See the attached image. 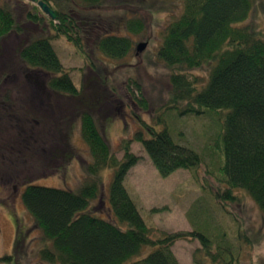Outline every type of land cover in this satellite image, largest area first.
I'll use <instances>...</instances> for the list:
<instances>
[{"label":"trees","instance_id":"1","mask_svg":"<svg viewBox=\"0 0 264 264\" xmlns=\"http://www.w3.org/2000/svg\"><path fill=\"white\" fill-rule=\"evenodd\" d=\"M24 1L28 4V9L24 10L25 19L40 26L42 33L20 43L18 58L33 73L45 75L47 93L60 96L47 100L53 118L45 116L44 111L29 107L30 116H41L43 121L40 125L34 122L32 126L28 125L27 138L32 141L42 138L38 145L42 142L48 145L49 134L55 130L54 124L57 137L60 135L61 142H64L66 133L62 128L69 119L66 115L71 113L72 103L69 101L74 98L81 103L82 89L65 70L53 39L65 36L95 67L97 59L91 56V47L110 62L125 60L134 50L131 35H140L146 29L147 24L138 13L142 1L38 0L53 10L55 18L42 11L38 4ZM164 1L180 3L182 7L179 14H170L162 27L157 51L158 58L171 71L169 96L156 108L152 122L136 117L139 127L132 138L121 141V159L112 151L93 112L84 110L81 113V135L91 157L84 166L86 177L81 186L71 191L29 181L22 190V202L44 242L39 251L40 262L34 264H180L173 251L179 240L200 242L201 247L194 252V264H246L236 253L228 234L219 228L212 230L209 223L176 232H166L147 224L124 185L128 171L140 159L131 151V143L137 141L143 145L162 177L178 169H189L198 178L197 171L205 164L203 176L208 185L201 184V187L207 189L223 208L237 202L238 192L242 190L264 215V32L253 29L254 25L244 24L251 13L253 0ZM112 7H123L124 14H134L126 16L128 34L120 35L109 30V22H105L102 13H109ZM11 33L22 34L24 28L15 8L3 3L0 4V40ZM3 66V72H6L7 65ZM203 67H208V79L187 75L189 71ZM3 72L0 88L5 79ZM33 83L39 84L37 81ZM36 84L32 85L35 91L41 88ZM127 86L141 91L136 81L130 80ZM0 93L2 102L14 103L12 88L5 87ZM58 100L61 101L56 106L62 114L55 107ZM99 100L102 102V98ZM138 103L148 109L143 97ZM216 111L226 112L216 115ZM1 112L0 120L3 117ZM192 115H206L218 127L220 133L209 145V154L215 157L219 153V161H224L218 167L217 176L210 169L213 162L207 165L199 152L178 143L172 136V120ZM47 132L48 135H44ZM64 146L67 148L66 144ZM61 149L50 151L52 159L60 155L61 163L56 167H63L67 158ZM105 169L113 170L108 189L110 217L92 214L95 211L92 202L99 197L101 172ZM236 236L240 241L249 240L241 224ZM146 247L153 248V251L143 257ZM11 259L12 256H4L0 260Z\"/></svg>","mask_w":264,"mask_h":264},{"label":"rangeland","instance_id":"2","mask_svg":"<svg viewBox=\"0 0 264 264\" xmlns=\"http://www.w3.org/2000/svg\"><path fill=\"white\" fill-rule=\"evenodd\" d=\"M141 1L143 7L138 8V13L146 22V29L140 35H131L134 50L125 60L110 62L103 58L96 48L91 47L89 52L97 59L95 67L65 36L60 35L53 39V45L65 70L71 73L73 82L82 89V102L69 97V103H72L71 113L66 115L69 119L67 125L62 128L66 133L65 141L61 142L60 135L57 137V129L53 124L55 130L49 134L48 145L42 142L43 145L39 146L38 143L43 139L32 141L27 138V132L28 125L32 126V122L40 125L43 118H32L28 109L36 108L47 113H44L45 116L53 118L54 115L48 110L47 100L59 99L60 96L54 97L52 93H47L45 75L33 73L18 58L17 48L20 43L32 35L42 33L40 26L25 19L24 10L28 9V4L24 0H0V4L8 3L15 8L18 20L24 28V33H11L0 40V75L4 70L3 65L8 68L3 72L5 79L1 83L0 91L3 92L5 87L12 88L15 95L14 103L9 101L11 105L9 102H2L0 98L3 116L0 120V259L12 256L9 261L0 260V264L40 262L39 251L44 242L40 230L22 202V190L29 181L71 191L81 186L86 177L84 166L91 160L89 148L81 135L80 115L84 110L93 112L112 151L121 159V141L123 138H132L134 131L139 127L136 117L152 122L156 108L167 100L171 71L158 58L157 51L162 27L170 18L169 15L180 13L182 7L180 3L169 4L164 0ZM114 7L109 8V13H102L103 19L109 22L107 26L111 32L128 34L125 27L126 16L134 14H124L123 7ZM244 24L254 25L253 29L264 32V0H253L251 13ZM140 43H145V47L138 52L137 46ZM9 65L11 66L8 67ZM187 75L208 79V67L189 71ZM130 80L136 81L141 91L132 87L134 85L129 88L127 85ZM34 81H37L41 88L39 84L33 83ZM33 84L39 87L37 91L33 90ZM141 97L147 104L146 110L138 103ZM60 101L55 103L56 108ZM56 110L62 114L59 108ZM56 110H53V113H56ZM216 112L218 115L226 111ZM221 119L223 123L224 116ZM171 123L174 139L199 152L203 160L206 159L207 165L213 162L210 169L214 170V176H217L218 167L224 161H219V153H216L215 157L209 154L210 142L215 141L216 135L220 133L216 123L206 115L178 117ZM53 148H63L61 151L67 154L63 167H56L61 163L60 155L50 158ZM131 151L140 159L128 171L124 185L147 224L166 232H176L193 230L198 225L209 223L212 230L219 228L228 234V239L235 245L236 253L242 262L264 264V215L245 191L240 190L239 200L228 204L225 209L207 189L201 187V184L208 185L203 176L205 164L197 171L198 178L194 171L189 169H178L169 176L162 177L141 143L132 142ZM211 151L214 152V149ZM101 177L99 197L92 202L96 212L92 214L110 217L108 189L113 170H103ZM211 182H214L213 178ZM240 224L249 236L248 241H240L236 236ZM199 247L201 244L198 240H179L174 244L173 251L180 264H194V252ZM152 251L153 248L146 247L142 256Z\"/></svg>","mask_w":264,"mask_h":264},{"label":"water","instance_id":"3","mask_svg":"<svg viewBox=\"0 0 264 264\" xmlns=\"http://www.w3.org/2000/svg\"><path fill=\"white\" fill-rule=\"evenodd\" d=\"M30 1H32L33 3L38 4L40 6V8L42 9V11H44L51 18H55V13L45 3L38 2V0H30ZM144 47H145V43L138 44L137 51L139 52V51L143 50Z\"/></svg>","mask_w":264,"mask_h":264}]
</instances>
